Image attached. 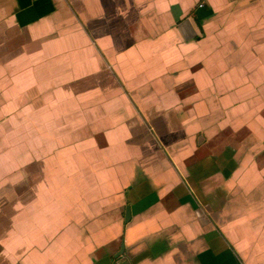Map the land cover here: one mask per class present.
I'll return each instance as SVG.
<instances>
[{
	"label": "crops",
	"instance_id": "0c3cea01",
	"mask_svg": "<svg viewBox=\"0 0 264 264\" xmlns=\"http://www.w3.org/2000/svg\"><path fill=\"white\" fill-rule=\"evenodd\" d=\"M264 264L263 0H0V264Z\"/></svg>",
	"mask_w": 264,
	"mask_h": 264
},
{
	"label": "water",
	"instance_id": "95a60500",
	"mask_svg": "<svg viewBox=\"0 0 264 264\" xmlns=\"http://www.w3.org/2000/svg\"><path fill=\"white\" fill-rule=\"evenodd\" d=\"M124 264H127V263H124Z\"/></svg>",
	"mask_w": 264,
	"mask_h": 264
},
{
	"label": "built area",
	"instance_id": "2783aa9c",
	"mask_svg": "<svg viewBox=\"0 0 264 264\" xmlns=\"http://www.w3.org/2000/svg\"><path fill=\"white\" fill-rule=\"evenodd\" d=\"M264 1V0H263Z\"/></svg>",
	"mask_w": 264,
	"mask_h": 264
}]
</instances>
